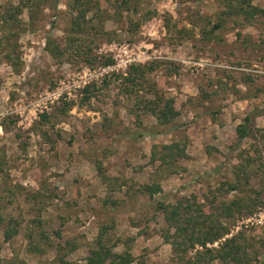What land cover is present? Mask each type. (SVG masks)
<instances>
[{
  "label": "rangeland",
  "instance_id": "374dc122",
  "mask_svg": "<svg viewBox=\"0 0 264 264\" xmlns=\"http://www.w3.org/2000/svg\"><path fill=\"white\" fill-rule=\"evenodd\" d=\"M19 1L0 0V14ZM98 1L107 15L99 32L71 31L70 0H40L34 17L24 8L15 26L0 21L1 264H62L60 252L67 264H88L102 233L114 253L131 252L130 264H183L163 237L176 234L158 206L193 197L213 224L229 228L207 248L241 235L248 243L241 264H264V205L225 218L205 198L221 181L232 182L257 149L262 171L251 188L264 199V139L258 132L238 142L236 134L247 116L253 130L264 129V18L228 19L216 39L205 40L201 30L218 21L219 0H134L136 15L118 11L116 0ZM253 3L264 8V0ZM145 14L133 31L130 19ZM88 17L100 26L94 12ZM71 36L86 39L89 59L84 47L80 55L71 52ZM49 38L65 49L63 57L46 49ZM106 58L114 62L103 64ZM150 63L156 65L146 76L150 88L178 106L172 123L138 113L135 96L126 95L130 66ZM172 142H186L187 157L148 164L154 145L162 151ZM151 182L162 190L153 196L138 190ZM10 218L19 223L7 240ZM203 249L197 244L184 259Z\"/></svg>",
  "mask_w": 264,
  "mask_h": 264
},
{
  "label": "trees",
  "instance_id": "16d2710c",
  "mask_svg": "<svg viewBox=\"0 0 264 264\" xmlns=\"http://www.w3.org/2000/svg\"><path fill=\"white\" fill-rule=\"evenodd\" d=\"M107 1L110 2L111 0ZM116 2L119 4L118 11L125 9L134 15L138 14V2L136 3L134 0H116ZM219 2L223 6V10L219 13L218 21L211 28L204 27L201 30L202 37L205 40L216 39L215 31L222 29L224 22L228 19H235L234 21L238 22L237 20L242 17L244 22L253 23L264 18V8L255 5L253 0H219ZM39 4L40 0H20L17 4H9L5 7L4 12L0 14V21L3 25L15 26L20 22V15L24 8H27L29 11V17L33 18L34 9ZM69 7L75 13L71 26L72 32L83 34L91 29L97 32L102 30V22L107 15L106 10L101 8L98 0H70ZM90 12H94V17L100 23L99 27L94 26L93 17H88V13ZM145 18L147 19L146 14L142 16V19L137 21L130 19V23L133 26L132 30H137L140 24L145 21ZM166 25L168 31H170L172 27L169 20ZM180 29H183V27H180ZM82 39L79 36L69 37V47L72 49L71 52L76 55H80L81 53L79 51L84 47L82 52L86 54V59H89L90 46L86 39ZM46 49L55 58H61L65 54V49L51 38L47 40ZM8 57H11L10 53H8ZM113 62L114 60L112 58H106L105 62L102 63L112 64ZM155 69L156 65L153 63L132 64L128 70V75L124 76L127 82L125 92L127 96H135L136 108L139 109L138 113L152 114L160 124H169L177 119L180 112L174 98L165 97L158 92V89L150 88L153 84L147 81L146 76ZM148 84L149 86H147ZM141 91L144 95L142 93L140 94ZM147 94H151L152 98L146 97ZM87 97L88 99L90 98L89 96ZM42 116L46 117V115ZM258 132H260V136L264 139V129L255 128L253 130L249 116L245 117L244 121L236 127L238 142L243 141L249 136H257ZM186 145V142H172L162 146V151H159L157 145H154L153 155L149 158L148 164L153 165L156 161H161L166 165L173 164L187 157ZM253 152L256 153L254 158L249 156L242 167L235 169V179L232 182L229 180L221 181L216 188L210 190L209 196L207 195L205 197L209 204L215 207L217 217L231 218L237 214L246 212V210L252 213V211L260 209L264 205V199L259 197L261 195L260 192H255L251 188L252 179L255 176L258 177V174L262 171L260 170L261 156L257 149L255 151L253 150ZM115 180L120 181L118 178H115ZM126 184L127 181L123 180L118 188ZM138 190L153 196L159 193L162 187L156 182H151L140 185ZM231 191H236V193L233 194L232 198H228V194ZM253 192H255V195H252ZM195 199V197L192 200L185 198L174 204L159 203L158 207L163 211L165 221L169 226L175 228L176 237L170 235L168 231L163 236L166 242L172 245L173 256H177L178 261L183 264H211L216 259L223 261L225 264L232 262L234 264H241L243 259L241 258V254L248 247V243L241 238V235L227 239L219 249L206 247L208 243H213L222 238L229 232V228L226 224H222L221 222L217 223L218 220L213 224L215 220L204 209L206 205L197 203ZM18 223L13 218L8 220V227L4 229L5 239L9 240L15 235L17 232L16 225ZM57 233L60 235L59 232ZM172 237H175L173 241ZM177 239L178 241L176 242ZM67 243L71 247L70 249L77 247L74 242ZM197 244L204 247V249L196 253L195 261L191 259L185 260V254L189 250L194 249ZM94 245L89 253L88 264H130L133 261V255L130 251H124L120 254L114 253L104 242L103 233L98 236ZM65 256V252L64 254L60 252L56 260L62 264H67L68 260L65 259ZM140 264H147V262L142 261ZM244 264L246 263L244 262Z\"/></svg>",
  "mask_w": 264,
  "mask_h": 264
},
{
  "label": "built area",
  "instance_id": "2783aa9c",
  "mask_svg": "<svg viewBox=\"0 0 264 264\" xmlns=\"http://www.w3.org/2000/svg\"><path fill=\"white\" fill-rule=\"evenodd\" d=\"M208 246H209V244H208Z\"/></svg>",
  "mask_w": 264,
  "mask_h": 264
}]
</instances>
